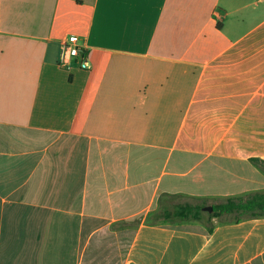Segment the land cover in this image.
<instances>
[{
	"label": "crops",
	"instance_id": "0c3cea01",
	"mask_svg": "<svg viewBox=\"0 0 264 264\" xmlns=\"http://www.w3.org/2000/svg\"><path fill=\"white\" fill-rule=\"evenodd\" d=\"M258 160L264 0H0V264H264V217L165 218Z\"/></svg>",
	"mask_w": 264,
	"mask_h": 264
},
{
	"label": "trees",
	"instance_id": "16d2710c",
	"mask_svg": "<svg viewBox=\"0 0 264 264\" xmlns=\"http://www.w3.org/2000/svg\"><path fill=\"white\" fill-rule=\"evenodd\" d=\"M264 166V161L258 160ZM203 205L179 204L172 212L165 213L166 219L178 218L181 221L202 220L203 217H220L223 215H236L235 221L245 218L264 217V193H257L248 198H230L223 203L213 206V212L203 211ZM209 230H212L209 227Z\"/></svg>",
	"mask_w": 264,
	"mask_h": 264
},
{
	"label": "built area",
	"instance_id": "2783aa9c",
	"mask_svg": "<svg viewBox=\"0 0 264 264\" xmlns=\"http://www.w3.org/2000/svg\"><path fill=\"white\" fill-rule=\"evenodd\" d=\"M59 66L70 70L73 67L90 70L92 65L87 56L85 48L81 46L77 35L67 36L61 45Z\"/></svg>",
	"mask_w": 264,
	"mask_h": 264
},
{
	"label": "rangeland",
	"instance_id": "374dc122",
	"mask_svg": "<svg viewBox=\"0 0 264 264\" xmlns=\"http://www.w3.org/2000/svg\"><path fill=\"white\" fill-rule=\"evenodd\" d=\"M238 218V216L236 215H228V216H223L220 218V221H224V220H232V219H236Z\"/></svg>",
	"mask_w": 264,
	"mask_h": 264
},
{
	"label": "water",
	"instance_id": "95a60500",
	"mask_svg": "<svg viewBox=\"0 0 264 264\" xmlns=\"http://www.w3.org/2000/svg\"><path fill=\"white\" fill-rule=\"evenodd\" d=\"M203 210L204 211H206V212H213V206H205L204 208H203Z\"/></svg>",
	"mask_w": 264,
	"mask_h": 264
}]
</instances>
